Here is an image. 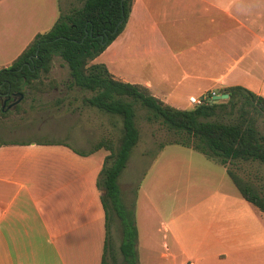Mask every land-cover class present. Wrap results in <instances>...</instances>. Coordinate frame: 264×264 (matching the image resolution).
Instances as JSON below:
<instances>
[{"label": "crops", "instance_id": "0c3cea01", "mask_svg": "<svg viewBox=\"0 0 264 264\" xmlns=\"http://www.w3.org/2000/svg\"><path fill=\"white\" fill-rule=\"evenodd\" d=\"M100 58L113 75L112 66L128 65L117 76L126 83L146 63L170 79L180 72V82L203 84L206 94L243 87L264 98V0H135L124 32L95 62ZM142 83L155 94L152 82ZM99 151L81 156L65 145L0 143V264L103 263L106 215L97 180L109 154L97 160ZM53 155L61 163L48 191L36 173ZM247 213L240 220L237 211L214 210L198 226L172 230L184 262L170 254V264H264V213Z\"/></svg>", "mask_w": 264, "mask_h": 264}, {"label": "rangeland", "instance_id": "374dc122", "mask_svg": "<svg viewBox=\"0 0 264 264\" xmlns=\"http://www.w3.org/2000/svg\"><path fill=\"white\" fill-rule=\"evenodd\" d=\"M84 1L0 0V4L4 3L0 5V46L4 49L0 52V70L9 67L36 35L50 31L61 14L82 8ZM98 63H104L103 58ZM127 67L112 66L114 77L120 80L118 74L122 75ZM134 70L129 83L143 85V81L149 80L153 83L155 94L151 93L173 108L194 110L197 106L189 102L191 95L199 99L204 97L205 103L223 101H216L209 93L202 92L203 84L180 82L183 78L180 72L170 79V76L168 78L164 72L146 63ZM40 81L25 87L24 98L14 108H7L5 116L1 114L0 103V143L62 142L74 152H90L105 139H111L116 147L119 146L123 130L121 118L85 105L84 100L94 94L72 84L69 67L61 58L53 60L51 72L43 74ZM237 114L236 109L233 117L222 114L202 120L232 123ZM250 117L264 136V113L252 112ZM137 126L140 140L131 153L119 184L124 203L135 211L137 228L141 230L137 248L141 264H170V254L176 255L177 261L183 263L171 231L179 230L182 233L183 228L190 224L192 227L198 226V220H205V215L211 211H237L242 220L243 216L250 214L247 212L256 210L242 197L218 161L209 160L182 146L169 145L180 138L160 122H149L147 111L141 107L137 110ZM108 154L100 150L95 157L103 160ZM41 163L37 173L32 171V174L36 173L44 190L52 191L55 180L53 170L60 166V158L53 155ZM231 169L241 178L252 182L264 197V167L260 163L236 162ZM66 172L61 170L63 175ZM36 178L35 182L38 181ZM171 218L175 219L174 224L170 222ZM207 218L211 220L209 216ZM220 220H228V215ZM162 222L170 228V233L165 232ZM185 233L193 239L198 238L196 241H203L202 237H196L195 232L196 236L188 230ZM121 242L120 221L112 218L107 264H124Z\"/></svg>", "mask_w": 264, "mask_h": 264}, {"label": "trees", "instance_id": "16d2710c", "mask_svg": "<svg viewBox=\"0 0 264 264\" xmlns=\"http://www.w3.org/2000/svg\"><path fill=\"white\" fill-rule=\"evenodd\" d=\"M135 0H85L83 7L60 15L52 29L35 37L24 52L7 68L0 70V91L22 93L25 87L41 82L51 72L53 60L61 58L69 67L72 84L94 94L85 105L111 116L123 124L119 146L111 139L101 140L88 156L99 150L109 152L105 158L97 187L106 215V244L102 264H107L112 218L120 221L122 242L120 252L124 264H139L138 228L135 211L122 198L119 179L126 169L131 153L140 140L137 110L147 111L149 122H160L173 131L178 145L196 151L207 159L218 161L242 197L264 213V197L252 182L241 178L231 166L236 162H258L264 167V136L259 132L251 113H264V98L243 87L222 91L229 98L218 103H205L194 110L173 108L142 85L118 80L105 64L94 63L124 32ZM7 107L1 106L5 116ZM232 123L203 121L227 114ZM63 145L57 143H38Z\"/></svg>", "mask_w": 264, "mask_h": 264}, {"label": "flooded vegetation", "instance_id": "af4514ba", "mask_svg": "<svg viewBox=\"0 0 264 264\" xmlns=\"http://www.w3.org/2000/svg\"><path fill=\"white\" fill-rule=\"evenodd\" d=\"M18 94L20 93H12L10 91L7 92L0 91V103L2 104L3 107L9 108L11 105L14 104L16 100L19 99Z\"/></svg>", "mask_w": 264, "mask_h": 264}, {"label": "water", "instance_id": "95a60500", "mask_svg": "<svg viewBox=\"0 0 264 264\" xmlns=\"http://www.w3.org/2000/svg\"><path fill=\"white\" fill-rule=\"evenodd\" d=\"M18 96H19V99L16 100V101L14 102V104L11 105V106L9 107V109H11L12 107L17 106V105L21 102V100L24 98V95H23L22 93L18 94ZM228 98H229V95H227V94H225V95H214V96H213V99L216 100V101H219V100H226V99H228Z\"/></svg>", "mask_w": 264, "mask_h": 264}, {"label": "built area", "instance_id": "2783aa9c", "mask_svg": "<svg viewBox=\"0 0 264 264\" xmlns=\"http://www.w3.org/2000/svg\"><path fill=\"white\" fill-rule=\"evenodd\" d=\"M215 94L211 95V97H213ZM206 102V99L204 97L202 98H196V97H191L190 98V103L193 104V105H196V106H200V105H203L205 104Z\"/></svg>", "mask_w": 264, "mask_h": 264}]
</instances>
